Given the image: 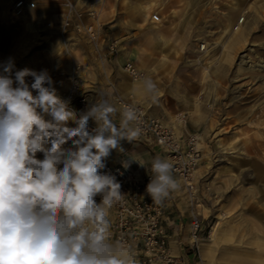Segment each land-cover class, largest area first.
<instances>
[{
    "label": "rangeland",
    "instance_id": "obj_1",
    "mask_svg": "<svg viewBox=\"0 0 264 264\" xmlns=\"http://www.w3.org/2000/svg\"><path fill=\"white\" fill-rule=\"evenodd\" d=\"M83 2L84 9L97 13L92 18L85 13L84 20L102 28L97 46L84 36L59 32L54 27L59 7L41 0L21 24L0 17V63L11 57L14 71L46 69L59 95L74 78L89 106L103 94L114 105L116 97L141 102L175 130L197 134L201 159L191 187L176 178L180 187L165 200L167 211L176 208L186 221L175 234L183 236L188 264H202V249L210 264H264V0ZM156 13L159 22L152 20ZM200 44L207 49L200 51ZM127 60L156 83L155 103L127 87L133 80L123 68ZM71 105L78 109L75 101ZM121 146L124 153L111 154L122 157L132 146L150 152L145 167L128 166L143 175L156 156L164 158L144 138L123 140ZM190 213L199 223L194 234Z\"/></svg>",
    "mask_w": 264,
    "mask_h": 264
},
{
    "label": "clouds",
    "instance_id": "obj_2",
    "mask_svg": "<svg viewBox=\"0 0 264 264\" xmlns=\"http://www.w3.org/2000/svg\"><path fill=\"white\" fill-rule=\"evenodd\" d=\"M14 69L11 57L0 63V264H137L131 245L111 237L110 209L124 193L101 170L113 150L124 153L121 141L141 136L142 113L107 94L77 113L46 69ZM141 87L155 103L156 83L142 77ZM151 172L146 193L161 205L180 185L166 158Z\"/></svg>",
    "mask_w": 264,
    "mask_h": 264
},
{
    "label": "built area",
    "instance_id": "obj_3",
    "mask_svg": "<svg viewBox=\"0 0 264 264\" xmlns=\"http://www.w3.org/2000/svg\"><path fill=\"white\" fill-rule=\"evenodd\" d=\"M41 0H13L11 12L15 15L26 10L36 8ZM50 2L59 7L55 12L58 20L57 30L61 33L72 32L77 36L86 37L97 46V40L101 33V26L92 21H85L84 14L95 17L96 11L84 9L83 0H42ZM152 20L159 22L161 17L158 13L153 15ZM243 20L241 17L239 23ZM52 25V22L48 24ZM237 24H235L236 26ZM109 52L113 53L115 44L110 43ZM207 47L200 44L199 50L204 51ZM123 68L135 81H141L147 77V72L134 62L127 60L123 62ZM71 102L75 101L77 113L86 111L89 107L86 97L79 91V85L73 78L68 89L60 95ZM116 105L120 107L123 103L135 104L142 113L141 124L143 131L140 139L144 138L156 145L160 152L173 165L174 178L181 179L191 187V177L196 165L201 159L200 150L197 148L198 136L190 131H177L174 127L167 125L160 117L150 114L145 105L131 99L116 97ZM74 109V108H73ZM75 127L74 124L70 125ZM94 120H89V130L96 128ZM50 145H46L49 147ZM71 141L65 145L70 147ZM43 159V158H41ZM106 167L101 172L116 176L121 183V191L124 193L122 203L114 205L110 209L111 237L113 240L125 242L131 245L137 264H188L187 255L176 254L169 241V216L167 205L155 204L146 193V186L150 182L152 172L146 174L134 171L121 163L105 161ZM100 202L101 197H95ZM193 234L198 228V219H192ZM183 248V247H182Z\"/></svg>",
    "mask_w": 264,
    "mask_h": 264
},
{
    "label": "crops",
    "instance_id": "obj_4",
    "mask_svg": "<svg viewBox=\"0 0 264 264\" xmlns=\"http://www.w3.org/2000/svg\"><path fill=\"white\" fill-rule=\"evenodd\" d=\"M8 7H9V1L7 0H0V17L3 18L4 15H7L9 18H13L10 13H9V10H8ZM39 5H37L36 8H38ZM35 8V9H36ZM45 8H49L48 6L45 7ZM45 8L43 9V11L45 10ZM50 12V8L49 10L46 12V13H49ZM28 14H26L25 16L23 17H19V18H15V21L14 22H20L21 24V21L22 19H28ZM17 19V20H16ZM4 28L3 27H0V45L3 43V36H1V33L3 32ZM131 82L132 81H128L127 82V87H129L130 89H132L137 96L143 94V90H142V87L140 86L141 85V82H138L137 84H139L138 87L136 88H132L130 87L131 85ZM119 120H120V115L118 114H115L114 116V121L119 124ZM127 146V144H126ZM127 148V147H126ZM115 150H113L112 152H114ZM126 155H128V158H126ZM130 158H133V159H136V160H139V161H142V162H148V160L152 157L150 156V152L148 150H141L139 148H135L132 146V148H127V151L125 152V154L120 157L119 155L117 154H111L106 160H109L110 162L112 163H121L123 165H125L126 162L129 163V165L134 168L136 166V164H139L137 161L135 160H131ZM140 165V164H139ZM126 166V165H125ZM174 211H177L176 208H170L169 211H167L168 213V216H169V224H170V229H169V241H170V244L172 245V248H173V251L174 252H177V254L179 253H183V245H182V238L183 236H178L176 235V231H178L179 229V223H183V222H186L185 219L183 218V220H181V218L179 217V214L178 212H175ZM191 214V213H190ZM190 214H189V217H190ZM190 219V218H189ZM199 251H201V245H199ZM177 247V248H176ZM179 248H182L181 251L179 250ZM177 250V251H176Z\"/></svg>",
    "mask_w": 264,
    "mask_h": 264
},
{
    "label": "bare ground",
    "instance_id": "obj_5",
    "mask_svg": "<svg viewBox=\"0 0 264 264\" xmlns=\"http://www.w3.org/2000/svg\"><path fill=\"white\" fill-rule=\"evenodd\" d=\"M7 1H9V0H7ZM12 1L13 0H10L9 2V7H8V10H9V13H10V15L12 16V17H15V18H19V17H23V16H25L26 15V12L27 11H29V10H32V9H29V10H26V11H24L23 13H21V14H17V15H15V14H13L12 12H11V5H12ZM33 9H35V8H33ZM241 17H239V19H240ZM239 21V20H238ZM242 22V21H241ZM233 34H235V36L236 37H240L241 38V36H243V34H244V32L242 31V30H234L233 31ZM163 58V57H162ZM148 75V74H147ZM138 82H140V81H135V80H132V82H131V85H130V87H132L133 89L134 88H136V87H138L139 86V84H137ZM141 86V85H140ZM190 216H191V218H190V225H189V227L193 230L194 228L192 227V219H194L195 218V216H193V214L191 213L190 214ZM214 230V229H213ZM193 238H192V240L194 241V235L192 236ZM189 241H191V239L189 238ZM200 247V246H199ZM201 258H202V264H210V263H208V261H207V252H206V250L205 249H202V251H201ZM262 256V255H261ZM260 257V256H259ZM206 259V260H205ZM260 260V259H259ZM261 260H262V258H261ZM253 262V261H252ZM254 263H256L255 261H254ZM253 263V264H254ZM262 263V262H261ZM261 263H258V264H261Z\"/></svg>",
    "mask_w": 264,
    "mask_h": 264
}]
</instances>
